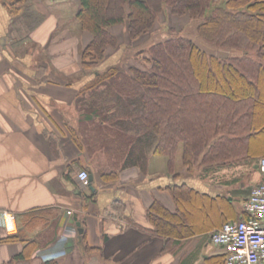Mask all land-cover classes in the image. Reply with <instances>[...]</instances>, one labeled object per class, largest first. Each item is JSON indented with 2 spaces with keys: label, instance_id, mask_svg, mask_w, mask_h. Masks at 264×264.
I'll list each match as a JSON object with an SVG mask.
<instances>
[{
  "label": "crops",
  "instance_id": "0c3cea01",
  "mask_svg": "<svg viewBox=\"0 0 264 264\" xmlns=\"http://www.w3.org/2000/svg\"><path fill=\"white\" fill-rule=\"evenodd\" d=\"M79 1L0 0V213L12 214L16 229L10 235L0 222V264H208L223 254L210 233L242 218L263 180L258 159L193 174L179 148L172 166L151 156L145 169L118 167L115 180L102 181L106 157L83 143L79 118L59 116L90 80L80 63L91 35L76 19ZM165 12L169 23L178 18ZM125 31L110 28L118 40ZM83 170L92 177L87 187L77 178ZM175 188L191 201L175 200ZM155 202L171 215L189 211L174 232L182 235L155 232Z\"/></svg>",
  "mask_w": 264,
  "mask_h": 264
},
{
  "label": "trees",
  "instance_id": "16d2710c",
  "mask_svg": "<svg viewBox=\"0 0 264 264\" xmlns=\"http://www.w3.org/2000/svg\"><path fill=\"white\" fill-rule=\"evenodd\" d=\"M165 7L188 18L193 36L169 28L136 51V65L105 64L120 47L111 27L125 24L131 43L150 39ZM76 19L91 35L80 60L90 77L77 100L81 137L107 159L102 181L115 180L118 167L145 169L151 156L172 166L179 148L187 173L264 157V0H80ZM175 190V200L191 201ZM187 214L158 202L148 211L155 232L172 237Z\"/></svg>",
  "mask_w": 264,
  "mask_h": 264
},
{
  "label": "built area",
  "instance_id": "2783aa9c",
  "mask_svg": "<svg viewBox=\"0 0 264 264\" xmlns=\"http://www.w3.org/2000/svg\"><path fill=\"white\" fill-rule=\"evenodd\" d=\"M257 167L263 180L250 189L244 216L223 223L209 235L212 244L222 248L224 264H264V157L258 159ZM77 178L82 186L89 185L87 171H80ZM0 222L8 234H15L12 214L1 212Z\"/></svg>",
  "mask_w": 264,
  "mask_h": 264
},
{
  "label": "rangeland",
  "instance_id": "374dc122",
  "mask_svg": "<svg viewBox=\"0 0 264 264\" xmlns=\"http://www.w3.org/2000/svg\"><path fill=\"white\" fill-rule=\"evenodd\" d=\"M165 9H166V7L164 8L163 12L160 14V18L158 19V21H157L158 23L156 25L157 27H155V29H156L155 33L153 34V36L150 37V39H148L147 37H143L138 42L131 43L128 39L127 31H125L126 32L125 37H122L120 40L117 39L120 43V47L117 50H112V49L108 50V56L106 58L107 60L105 61V64L111 65V64H116V63L122 62V65L124 67L136 65V61H135V59H133V55L136 53V51L140 47L141 48L144 47V45H146L150 41H154V42L162 41L164 38L167 37V32H168L169 28H172L174 30H180L181 29L186 34L193 36V34L195 33L194 27L190 26V25H187V26L183 25V22H184L183 20H185L186 16H184V19L178 17L175 19L176 21L172 20V22L169 23L168 19H167V18H169V16L167 13V18H166ZM120 25H125V24H120ZM125 27H126V25H125ZM121 50H123V51H121ZM119 52H121V54ZM118 53H119V55L117 58L113 57L115 54H118ZM92 91H94V89L91 90V92ZM86 95H87V91L79 92L77 95V98L74 102L73 108H70L67 110L64 109L61 111V114H59V116H61V118L62 117L63 118H79L77 121V124L75 126L78 129V132L81 134L83 133V126L85 127L86 124H84L82 122L83 117L80 115L81 112H79V110H78L77 100L79 98H81L82 96H86ZM83 139L85 140L84 137H83ZM85 144H86V141H85ZM178 154H179L178 156H180V154H181L180 150L178 151ZM196 171L197 170H194L193 174L197 173Z\"/></svg>",
  "mask_w": 264,
  "mask_h": 264
},
{
  "label": "water",
  "instance_id": "95a60500",
  "mask_svg": "<svg viewBox=\"0 0 264 264\" xmlns=\"http://www.w3.org/2000/svg\"><path fill=\"white\" fill-rule=\"evenodd\" d=\"M92 181V177L90 176L89 177V183ZM77 226H79V224H77ZM78 232H79V234H81L82 233V229L81 228H79L78 229Z\"/></svg>",
  "mask_w": 264,
  "mask_h": 264
}]
</instances>
